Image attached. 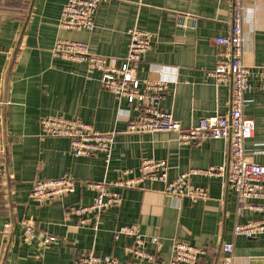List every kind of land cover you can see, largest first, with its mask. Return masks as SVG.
<instances>
[{
  "label": "crops",
  "instance_id": "0c3cea01",
  "mask_svg": "<svg viewBox=\"0 0 264 264\" xmlns=\"http://www.w3.org/2000/svg\"><path fill=\"white\" fill-rule=\"evenodd\" d=\"M68 0H0V264H77L83 254L113 257L119 264L138 262L130 253L134 238L114 237L122 226L138 225L142 248L165 264L173 258L177 240L204 250L197 264H264V237L236 236L237 224L264 219V214H237L236 194L224 177L201 171L228 166V140L211 139L183 145L176 133H129L139 111L101 84V73L86 63L53 55L58 39L80 41L93 54L124 57L131 43L128 31L150 36V50L136 64L142 83L165 82L161 109L183 127L202 118L226 115L230 87L210 77L222 47L216 39L229 35L231 0H118L101 3L92 31L64 30L62 10ZM244 63L250 68L245 113L254 118L255 135L246 154L264 165V0H245ZM189 26L183 27V19ZM46 117L77 119L101 133L116 130L110 159L103 154L75 157L67 138L42 137ZM164 162L168 181L189 177L208 189L206 200L176 198L164 182L146 180L120 189L121 202L91 222L94 213L67 216V210L89 206L97 192L90 183L115 182L124 172L141 176L143 161ZM69 175L76 192L37 204L31 199L37 181ZM111 190H117L111 187ZM32 225L34 237L26 227ZM159 238V244L152 242ZM53 238L54 240H51ZM233 245L231 254L224 252Z\"/></svg>",
  "mask_w": 264,
  "mask_h": 264
},
{
  "label": "built area",
  "instance_id": "2783aa9c",
  "mask_svg": "<svg viewBox=\"0 0 264 264\" xmlns=\"http://www.w3.org/2000/svg\"><path fill=\"white\" fill-rule=\"evenodd\" d=\"M118 0H68L62 10L60 27L72 31L94 30L95 17L101 3ZM256 1V0H255ZM246 13L245 0H231L230 32L226 37L216 39L222 47L216 69L210 72V77L219 84L230 87L231 98L229 111L226 115L202 118L197 126L183 127L181 122L171 113L161 109V103L167 91L165 82H146L142 84L136 77V64L150 50V36L132 28L128 31L131 43L124 57H105L93 54L89 45L80 41L58 39L53 55L64 60L83 62L91 71L101 73L102 86L126 99L140 116L128 124L129 133H176L183 145L198 144L211 139H225L229 142L230 159L228 166L211 167L201 171L209 177L222 176L228 187L236 194L237 214L243 216L246 211L264 214V165L254 163L246 154V142L255 135L256 124L253 117L245 113V93L249 88L250 68L244 63V17ZM189 26V19H183V27ZM42 137L67 138L70 140L71 153L75 157L95 156L103 154L108 161L111 157L116 130L101 133L92 126L77 119L64 117H46L41 120ZM141 176L131 178V172L115 182L90 183L88 187L95 190L97 195L89 206L75 207L67 210V216L75 215L82 219L83 224L90 222L83 216L94 213L96 219L91 222L98 229V218L108 208L118 206L121 202L120 189L134 188L146 180L164 182L165 191L176 198L188 197L192 201L206 200L208 189L204 186L193 185L189 177L198 171L183 174L174 181H168V167L164 162L145 160L142 162ZM115 187L117 190H111ZM76 192V182L69 175L60 178L37 181L31 193V199L37 204L63 199ZM26 231L29 237L35 234L34 227L28 225ZM236 236L254 238L264 237V219L247 224H237L234 229ZM121 236L134 238L135 246L129 251L138 262L130 264H165L156 256L146 252L142 246L145 236L138 225L122 226L114 234L116 239ZM51 240H54L51 238ZM152 242L159 244V238ZM231 254L232 244L223 248ZM204 250L190 243L177 240L174 243L173 258L169 264H197ZM264 258V250H263ZM77 264H119L113 257L97 256L94 253L83 254ZM222 264H234L232 255H228Z\"/></svg>",
  "mask_w": 264,
  "mask_h": 264
}]
</instances>
